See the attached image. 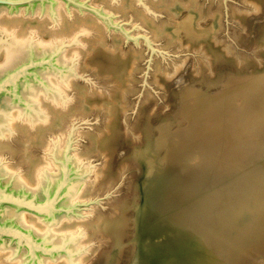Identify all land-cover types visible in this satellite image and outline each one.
Returning <instances> with one entry per match:
<instances>
[{
	"label": "rangeland",
	"instance_id": "rangeland-1",
	"mask_svg": "<svg viewBox=\"0 0 264 264\" xmlns=\"http://www.w3.org/2000/svg\"><path fill=\"white\" fill-rule=\"evenodd\" d=\"M89 1L113 12L132 35L148 36L152 46L143 37L137 42L127 40L102 19L76 7H64L61 16L54 18L31 10L15 13L32 23L29 30L38 29L35 37L39 39L50 37L40 30L41 22V28L50 31L88 15L104 26L99 22V35L94 26L81 27L74 34L79 40L66 43L78 68L66 89L63 122L53 113L50 126L46 124L43 131L18 127L1 138L13 149L6 148L0 155L11 168L26 173L24 147L31 144L33 156L39 158L46 148L35 140L31 143L34 134L51 141L62 133L68 138L71 131V155L77 154L90 167L74 219L67 221L84 233L85 264H133L132 221L159 125L185 123L180 111L182 86L214 92L264 72V0H178L174 17L163 5L173 0H136V7L145 8L153 24L136 17V10L118 8L121 0ZM189 13L194 14L198 34L173 38L174 24ZM10 15L14 14L0 15V25H12L6 22L14 17ZM15 26L19 25L11 27ZM155 26L164 27L165 32L156 36ZM100 35L105 47L95 49ZM107 48L116 52L108 55ZM19 124L25 123L20 120ZM182 166L189 177L186 193L191 197L188 264H219L250 213L246 185L233 178L205 179L193 164L184 161Z\"/></svg>",
	"mask_w": 264,
	"mask_h": 264
},
{
	"label": "bare ground",
	"instance_id": "bare-ground-1",
	"mask_svg": "<svg viewBox=\"0 0 264 264\" xmlns=\"http://www.w3.org/2000/svg\"><path fill=\"white\" fill-rule=\"evenodd\" d=\"M135 1L121 0L118 8L136 10V17L153 24L147 10L137 8ZM177 2L163 3L172 17L178 14ZM66 5L65 0L38 2L31 12L60 17ZM26 9L27 6H21L11 13L14 17L6 19L8 24L19 26L0 25V78L28 60L36 62L31 71L20 76L15 89L0 97V154L6 148L13 149L4 145L1 138L18 127L22 131L41 127V131L46 124L50 126L53 113L58 114V122H63L66 89L78 68L66 43L79 40L74 34L81 27L94 26L99 35L104 26L98 21L100 18L96 21L88 15L50 31L43 30L44 22H41L40 30L50 37L39 39L35 37L38 29L27 28L32 23L15 16ZM8 12V6L0 5V15ZM194 19V14L189 13L177 20L171 36L197 35ZM164 30L155 26L153 32L158 36ZM103 41L98 36L95 49L104 46ZM108 50V55L116 52ZM179 91L185 123L179 127H171L168 122L159 125L132 221V263L188 264L187 230L192 219L187 208L191 197L185 189L189 187V177L182 166L185 161L201 169V177L205 179L233 178L244 183L250 196L245 225L234 235L219 264H264V72L242 77L236 84L214 92L192 89L189 85ZM20 120L25 124H19ZM62 134L51 141L34 134L31 143L35 140L46 148L39 158L33 156L31 144L24 147L26 173L11 168L0 155V184L39 200L60 186L59 204L72 210L40 214L12 205L0 207V222L19 226L32 240L47 248V251L32 250L15 238L0 236V264H85L87 261L84 233L67 221L74 219L72 214L85 190L90 167L77 154L71 155V131L68 138ZM220 202L223 212L225 199Z\"/></svg>",
	"mask_w": 264,
	"mask_h": 264
},
{
	"label": "water",
	"instance_id": "water-1",
	"mask_svg": "<svg viewBox=\"0 0 264 264\" xmlns=\"http://www.w3.org/2000/svg\"><path fill=\"white\" fill-rule=\"evenodd\" d=\"M41 2H52V0H0V5L8 6L9 12H17L21 6H27L26 10H32L36 3ZM66 7L71 10V7H76L80 11L90 12L98 18L102 19L110 29H115L122 32L127 40L139 41L140 37H143L148 44L152 46L151 40L146 35L134 36L129 30H127L124 24L115 19L113 12H105L100 6L90 3L89 0H65ZM36 64L33 60H28L15 68L13 71L8 72L0 78V97L12 90L17 86L18 79L20 76L27 74L31 71L32 67ZM59 187L52 193H46L44 198L36 199L28 196L26 193L16 192L8 189L6 186L0 184V207L5 205L16 206L20 209H27L32 212L46 213L49 212H67L71 213L72 210H66L65 207L60 206ZM74 209V208H73ZM0 236L15 238L19 243H25L32 250H44L47 248L43 247L39 241L32 240L30 234L19 226L8 223L7 221L0 222Z\"/></svg>",
	"mask_w": 264,
	"mask_h": 264
}]
</instances>
